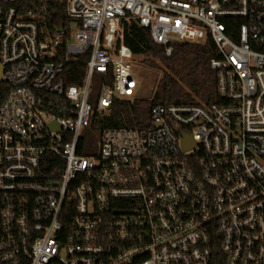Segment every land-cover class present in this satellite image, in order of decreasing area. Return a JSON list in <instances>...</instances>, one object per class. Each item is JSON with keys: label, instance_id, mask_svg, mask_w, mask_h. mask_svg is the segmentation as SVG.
Here are the masks:
<instances>
[{"label": "built area", "instance_id": "obj_1", "mask_svg": "<svg viewBox=\"0 0 264 264\" xmlns=\"http://www.w3.org/2000/svg\"><path fill=\"white\" fill-rule=\"evenodd\" d=\"M132 21L168 55L213 41L219 101L155 104L81 153L136 97ZM0 63V264H264V0H0Z\"/></svg>", "mask_w": 264, "mask_h": 264}, {"label": "trees", "instance_id": "obj_2", "mask_svg": "<svg viewBox=\"0 0 264 264\" xmlns=\"http://www.w3.org/2000/svg\"><path fill=\"white\" fill-rule=\"evenodd\" d=\"M125 43L136 55H144L152 67L164 66L163 77L157 83L150 99L134 100L116 99L105 114L94 113L90 125L82 135L78 148L81 153L95 152L97 141L95 133L101 134L105 129L129 128L148 129L151 124L150 110L155 104H193L198 100L206 103L218 102L217 74L210 66V59L217 54L213 41L206 43H175L171 54H166L165 47L153 41L147 28L139 26L135 21L126 26ZM79 61L65 65L63 76L66 84L79 85L86 73L87 56ZM158 60V62H157ZM100 87L103 83H111V77L99 72L93 74L90 100L96 103ZM8 87L0 82V101L7 94ZM92 136V150L84 146L85 136Z\"/></svg>", "mask_w": 264, "mask_h": 264}, {"label": "rangeland", "instance_id": "obj_3", "mask_svg": "<svg viewBox=\"0 0 264 264\" xmlns=\"http://www.w3.org/2000/svg\"><path fill=\"white\" fill-rule=\"evenodd\" d=\"M159 65L160 68L152 67L147 63L146 57L144 55L139 54L135 56L132 71L135 78H137V80L139 81L135 98L150 99L153 96L157 83L163 77V73L165 70L164 66L160 62ZM98 87H100L99 81ZM94 136H96L95 140L98 141L101 134L95 133ZM85 141L87 145H92V136L86 135Z\"/></svg>", "mask_w": 264, "mask_h": 264}, {"label": "water", "instance_id": "obj_4", "mask_svg": "<svg viewBox=\"0 0 264 264\" xmlns=\"http://www.w3.org/2000/svg\"><path fill=\"white\" fill-rule=\"evenodd\" d=\"M135 22L139 25L138 21H135ZM3 72H4V67L0 63V79L2 77ZM191 146H194V143L191 140H189L188 135H186V137H185V148H190Z\"/></svg>", "mask_w": 264, "mask_h": 264}]
</instances>
